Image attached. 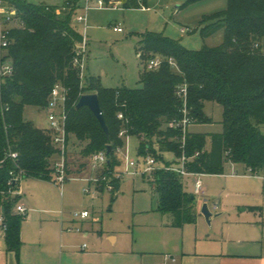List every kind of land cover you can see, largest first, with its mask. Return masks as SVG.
Segmentation results:
<instances>
[{"label": "trees", "instance_id": "16d2710c", "mask_svg": "<svg viewBox=\"0 0 264 264\" xmlns=\"http://www.w3.org/2000/svg\"><path fill=\"white\" fill-rule=\"evenodd\" d=\"M6 1L16 7L19 16V24L9 30L11 42L5 52L13 71L0 84V207L8 249L17 253L21 245L22 215L14 212L19 195L11 193L18 185L14 177L21 170V178L50 180L54 174L50 157L57 153L50 130L25 119L24 107L46 108L56 83L68 89L67 140L73 134L78 141H86L84 154L105 152L107 162L100 174L112 172L118 164L115 152L124 144L121 135H136L144 154L155 143L161 152L180 156V133L167 124L181 117V102L175 94L181 85L187 89L190 124L212 122L203 110L205 102L222 107L221 132L187 131L184 154L191 157L198 152L188 161V169L220 173L224 160L241 163L253 171L263 168L264 133L260 128L264 126V0H227L225 9L203 16L204 37L223 32L216 45L188 50L160 33L143 35L138 56L146 62L159 55L163 62L157 69L141 71V86L134 89L103 87L93 75L79 79L72 59L73 46L81 35L71 25L79 0L64 1L62 9H69L64 18L56 12V5ZM109 1L103 0L105 4ZM140 3L124 0L131 8H140ZM169 58L176 67L168 63ZM87 93L97 94L108 135L87 106L76 108L80 96ZM118 113L123 117L118 118ZM9 151L17 152L16 162L8 156ZM66 163L65 158L69 175ZM150 178L159 195L157 210L172 214V226L180 227L184 221L194 219V196L184 190V177L158 168ZM101 186L104 188V182Z\"/></svg>", "mask_w": 264, "mask_h": 264}, {"label": "rangeland", "instance_id": "374dc122", "mask_svg": "<svg viewBox=\"0 0 264 264\" xmlns=\"http://www.w3.org/2000/svg\"><path fill=\"white\" fill-rule=\"evenodd\" d=\"M26 1L56 5L61 18L69 11L68 8L62 9L65 0ZM140 5L147 9L126 7L124 0H110L103 8L79 9L71 18V25L83 35V25L77 16H86L85 74L95 76L103 87L134 89L141 86L139 75L145 69V62L138 56V46L146 33H160L188 50L216 45L222 40V30L204 37L201 19L225 9L227 0H141ZM114 26L120 27L121 31H114ZM182 28L187 30L182 31ZM49 111L48 108L25 106L23 116L37 127L47 129ZM204 111L212 122L190 124L188 130L221 132L222 107L207 101ZM260 129L264 133V126ZM121 136L124 144L115 152L118 164L113 169L117 175L124 170L126 158L136 160L139 169L147 154L154 158L156 167L166 162L172 165L178 162L173 152H161L155 143L150 152L144 154L139 150L136 135ZM85 144L86 141L80 142L73 134L69 135L65 158L71 174L66 175L62 182L53 174L50 180L24 177L17 185L23 193L22 198L30 200L27 215L36 211L67 219L81 210L90 212L88 219L82 222L77 219L72 223L73 228L89 231L87 239L79 238L80 232H68L78 247L85 242L88 248H113L126 254L121 257L124 264H150V256L158 252H171L176 256L173 248L182 246L189 251L196 242L200 249L210 251L220 247L225 239L254 240L263 231L264 166L253 175L241 166L225 161L220 173L200 174L202 194H194L195 176L185 177L183 188L194 196V219L184 221L182 227L177 228L170 226L172 214L157 210L159 195L148 173L121 174L117 191L111 192L101 185L94 188L93 185L95 195L83 192L82 188L87 185L83 178L100 175L104 167L92 169L90 155L83 153ZM59 160L57 154L52 155L50 165ZM204 203L211 214L209 221L200 211ZM99 232L103 236L116 234L118 240L112 243L103 239L100 246L94 241Z\"/></svg>", "mask_w": 264, "mask_h": 264}, {"label": "crops", "instance_id": "0c3cea01", "mask_svg": "<svg viewBox=\"0 0 264 264\" xmlns=\"http://www.w3.org/2000/svg\"><path fill=\"white\" fill-rule=\"evenodd\" d=\"M83 3L81 0L78 1L79 8L77 10L82 9ZM196 124L198 123L191 125ZM189 131L210 134L190 129ZM209 148L210 142L207 139L205 150L208 151ZM225 161H228L234 166H241L245 171L247 170L241 163H233L229 160ZM19 180L17 181L19 182ZM22 195L23 193L20 192L17 203L24 205L27 210L25 215H22L20 224L21 245L17 253L7 248L4 230L0 220V264H124L121 257H124L123 255L126 254L123 251L113 248H98L97 246L88 248L85 242L79 247L76 245L73 240V235L68 232H80L81 236L79 238L83 237V239H87L89 237V231L87 229L81 230L79 227L73 228L72 223L77 219V221L82 222L89 217L80 219L72 215L67 219H58L53 215H48L46 212L36 211L27 215V212L30 211L28 207L30 200L28 198H22ZM14 212L17 213L15 207ZM171 223L170 226H172ZM263 223L264 220L261 221V226ZM262 229L263 231L254 240L237 239V241H229L225 239L220 247H214L210 251L200 249L196 242L194 247L189 251L183 249L182 246L178 249L173 248L175 254H177L176 256L171 252H158L153 254L150 256L149 262L150 264H160L164 254H171L175 258V261L168 262V264H264L263 226ZM99 233L94 241L96 244H100V246L102 245L103 239H109L112 243H116L118 240L116 234L103 236L101 232Z\"/></svg>", "mask_w": 264, "mask_h": 264}, {"label": "built area", "instance_id": "2783aa9c", "mask_svg": "<svg viewBox=\"0 0 264 264\" xmlns=\"http://www.w3.org/2000/svg\"><path fill=\"white\" fill-rule=\"evenodd\" d=\"M141 1V0H139ZM106 5L103 0H84L82 8L85 10L91 8H103ZM140 8L147 9L146 6L141 5ZM58 9H56V12ZM78 22L83 25V35H81V39L77 41L73 46V59L72 65L77 70V75L79 79L82 81L85 77V56L87 49V40H86V28H87V19L85 15L77 16ZM19 24V16L15 6L10 4L6 0H0V84L1 82L9 75L12 74L13 65L11 60L5 59V52L7 50L8 45L11 42V38L9 37V30L11 27H14ZM114 31H121L120 27L114 26ZM186 28H182V31H186ZM163 62V58L159 55H154L148 58L145 62V69L152 70L157 69L160 64ZM168 63L172 67H176L172 58L168 59ZM68 89L61 83H56L50 91L48 103L46 108L50 111L47 114L48 121V130L51 132V142L57 150V155L60 160L53 165L54 174L57 176V180L62 182L65 178L66 173L65 170V149L68 144V140L66 137V110H65V102L67 98ZM177 98L180 100L181 105L179 111L181 112V117L178 119H172L167 125L170 128L176 129L180 133L179 148L182 150L180 156L178 157V162L175 165L172 164H164L163 166L156 167L154 158L147 154L144 157L141 168L139 169L137 166V162L134 159L126 158L124 163V170L119 172L118 175L115 174L114 170L108 174H100L95 177H84L83 180L87 183L85 187H83V192L95 195L94 188L98 185H101L104 182V189L109 191H114L116 183L114 179H119L121 174H132L135 175L137 173L146 174L149 176L151 173L158 169L163 168L167 171H173L179 176H195L194 177V194H202L204 192L202 182L199 178L200 172H193L188 169V161L196 156L198 152H196L193 156L188 157L184 154V146H185V135L188 131V126L190 125V118L188 116L187 103H186V95L187 89L186 85H181L176 89L175 92ZM118 118H122V113H118ZM124 131L120 132V135L123 134ZM8 156L16 162L18 158V154L15 151H9ZM107 162V158L104 151H98L93 153L89 157V164L92 169H98L102 167ZM248 173L256 174V171L247 168ZM22 171L19 170L18 174L14 177V180H19L21 178ZM14 195H20V190L16 188L11 192ZM26 207L20 203L15 205V211L18 214L25 215ZM74 217H78L80 219H85L90 216V212L88 210H81L79 212L73 213ZM0 220L2 222V216H0ZM264 227V224H263ZM77 230H79L77 228ZM175 261V258L171 254H164L162 261L160 264H168V262Z\"/></svg>", "mask_w": 264, "mask_h": 264}, {"label": "water", "instance_id": "95a60500", "mask_svg": "<svg viewBox=\"0 0 264 264\" xmlns=\"http://www.w3.org/2000/svg\"><path fill=\"white\" fill-rule=\"evenodd\" d=\"M81 106H87L91 112L95 115V117L97 118L100 126L102 127L103 131L105 132L106 135H108V129H107V125L105 123L104 117L102 115L101 112V108L99 105V101H98V97L96 93H87V94H82L76 104V108H79ZM110 147L107 148V150L109 151ZM115 186V191L118 190L119 188V183L116 182L114 184ZM194 198V197H192ZM201 213L205 216V218L207 219V221H209V216L211 215L209 210L207 209L206 204H202L201 209H200Z\"/></svg>", "mask_w": 264, "mask_h": 264}]
</instances>
